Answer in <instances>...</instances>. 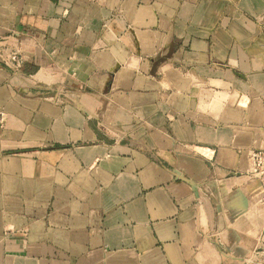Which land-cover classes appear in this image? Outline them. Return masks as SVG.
Here are the masks:
<instances>
[{"label":"crops","instance_id":"0c3cea01","mask_svg":"<svg viewBox=\"0 0 264 264\" xmlns=\"http://www.w3.org/2000/svg\"><path fill=\"white\" fill-rule=\"evenodd\" d=\"M254 150L264 0H0V264H264Z\"/></svg>","mask_w":264,"mask_h":264},{"label":"built area","instance_id":"2783aa9c","mask_svg":"<svg viewBox=\"0 0 264 264\" xmlns=\"http://www.w3.org/2000/svg\"><path fill=\"white\" fill-rule=\"evenodd\" d=\"M10 60L13 65L19 67L21 61L17 53H12L10 55ZM251 166H250V175L256 177L262 187V196L260 198V203L264 207V151L263 150H254L250 154Z\"/></svg>","mask_w":264,"mask_h":264}]
</instances>
